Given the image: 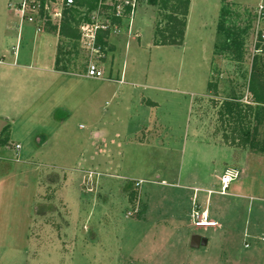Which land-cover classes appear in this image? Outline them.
Wrapping results in <instances>:
<instances>
[{
    "label": "rangeland",
    "instance_id": "1",
    "mask_svg": "<svg viewBox=\"0 0 264 264\" xmlns=\"http://www.w3.org/2000/svg\"><path fill=\"white\" fill-rule=\"evenodd\" d=\"M159 1L138 0L136 16L120 23L119 33L101 30L107 44L99 52L48 26L40 33L49 59L41 62L44 72L19 66V56L22 62L29 55L32 24H25L18 52L11 43L2 45L13 61L0 56V64H6L0 65V109L15 119V140L10 141L11 124L6 125L0 131V203L5 204L0 251L8 250L0 254L1 264H127L130 248L140 251L142 243H152L153 230L141 224L150 195L163 217L178 215L176 192L161 184L157 173L178 174L182 159L173 154L187 148L192 135L203 143L218 140L240 151L264 152V118L246 107H257L249 84L253 60L264 52L256 27L262 0H190L179 45H156V30L173 26L170 16L178 4L170 0L163 8ZM98 6L90 12L75 0L64 24L73 27L74 19L81 25L95 17L98 24L111 22L113 10ZM2 8L7 0H0ZM91 59L104 69L103 78L86 76ZM227 102L241 115L228 113ZM139 112L143 122L156 123L143 130L154 135L148 139L145 133L127 145L116 136L133 126L129 117ZM42 135L49 139L46 147L37 146ZM166 143L167 151L158 150ZM20 153L25 160L19 161ZM182 209L191 211L188 234L209 235L210 229L193 225L191 205L184 202ZM177 242H160L169 255L157 260L189 264V253ZM208 246L199 250L208 252L212 240ZM190 248L197 250L191 241ZM144 251L155 258V248Z\"/></svg>",
    "mask_w": 264,
    "mask_h": 264
},
{
    "label": "crops",
    "instance_id": "2",
    "mask_svg": "<svg viewBox=\"0 0 264 264\" xmlns=\"http://www.w3.org/2000/svg\"><path fill=\"white\" fill-rule=\"evenodd\" d=\"M261 3L264 4V0ZM18 25V17L14 11L9 10L8 7L6 10H3V8L0 9V56L2 54L6 55V60L9 62L13 61V55L9 49H4L2 45L5 42L11 43L12 47L17 44L19 33ZM262 25H260L261 29ZM24 26L21 31L20 45L24 38ZM7 27L12 32H9L6 29ZM31 34L33 35L30 44L31 52L27 51L29 55L26 54L22 62L21 55L19 56V66L24 67L26 72L31 70L35 71L36 69L39 72H44V70L48 69L44 68L42 63H47V60H49L42 51L46 42L43 39L44 37L42 38L40 35L35 34L34 29ZM30 53L34 55L31 56ZM38 64L42 67L39 66V68H36ZM48 64L51 68L55 67V60L49 61ZM9 67L15 68L12 65H9ZM10 74L7 75L10 76ZM0 102H3V100H0ZM136 117L138 119L133 121ZM143 119L144 117L140 115V112L131 115L128 125L133 126L125 134L122 136L117 135L116 138H121L127 145L130 143L135 144L136 138L143 137V134L146 133L143 131L146 126L149 128L156 126L154 120L151 123H146L143 122ZM8 124H11L10 141H12L15 140V119L10 117L6 111L0 109V131ZM153 135V133H146L148 139ZM37 136L40 137V135ZM99 136H102V133H99ZM39 137L37 146L41 145L39 143L42 142L46 147L49 144V139L43 135L41 139ZM165 137V139L169 140L167 134H165ZM191 137L187 148L179 147L173 154L176 158L182 159V169L178 174L170 176L169 174L171 172H163L162 174L160 172L162 170L157 173V177L162 178L161 184H170L173 186L172 188L176 192L175 202L179 203L180 207L177 213L178 215L163 217L161 210L158 212L154 210L156 207L159 208L160 205L155 204L150 195L149 208L141 224H144L149 230H153V233L149 235L152 243L150 245L142 243L140 251L139 248L132 249L129 247L127 264H164L163 261H159L157 258H165L169 255L167 250L168 246L165 244L169 241H178L177 245L189 253V256H186V259L188 258L190 261L189 264H264V241L261 239L264 236V152H252L244 149L240 151L227 142L218 140L212 142L211 140H207L203 143L197 141V137L193 135ZM164 145L158 146V150L167 151L171 146L168 143ZM195 147H197V150ZM33 153H38L37 147L35 151H31L32 155ZM21 157L22 153H20L19 161L25 160ZM29 158L30 156L28 155L27 159ZM229 164H234L235 166L231 165V167L239 170L240 178L230 185L227 194L213 192L209 195L208 190L216 191L220 188L218 186H220L221 176ZM215 179L217 180L215 181ZM145 180L151 181L150 183L155 182L151 178ZM157 182L160 184V181ZM200 195L205 200H201ZM217 195H219V198L215 199ZM194 199L203 207H207L210 219L217 223L216 226L203 228L206 231L210 229L209 235H207L209 238L199 234L207 239V244L202 246H208L212 240V247L208 252H201L199 249L202 246L197 248V250H191L190 248V241L196 233L190 230L191 234H188L185 223L189 217L191 219V211L186 213L181 212L185 210L182 209L184 202L187 205H191L192 209ZM163 200L168 201L166 197ZM3 205L5 204L0 203V208ZM12 205H15V203H12ZM20 206L24 205L20 204ZM186 214L189 215L187 216ZM1 215L2 211L0 209V219H2ZM3 234L4 231L0 228V236ZM160 242L165 243L161 244ZM150 248H155V258L150 256V254L146 256L144 249L150 250ZM7 250L4 248L0 251V254L2 252L7 253ZM151 252L154 251L151 250ZM9 255H13V252Z\"/></svg>",
    "mask_w": 264,
    "mask_h": 264
},
{
    "label": "built area",
    "instance_id": "3",
    "mask_svg": "<svg viewBox=\"0 0 264 264\" xmlns=\"http://www.w3.org/2000/svg\"><path fill=\"white\" fill-rule=\"evenodd\" d=\"M137 2L138 0H99L97 4V6L99 5V9L109 8L113 10L112 21L107 22V24H98V20H96L95 17L92 21H87L79 25L80 37L78 41L81 43L82 47L99 52L103 47V45L98 42L100 36L98 35L99 32L108 31V33L113 34V32L117 31L116 33H119L121 26L120 23H124L125 21L131 22L136 16ZM74 4L75 0H8L7 7L14 11L19 22L18 41L14 46L15 51L18 52L22 27L26 23H30L35 27L36 35L45 33L50 25L55 26L60 30L63 21L70 12L68 9L72 8ZM257 17V34L264 39V30L260 27L262 20H264L263 4L258 8ZM86 73L87 76L91 78H103L105 75L104 69L93 59L89 61ZM19 147L20 145H17V148ZM239 178L240 172L238 169L234 167H226L221 176L220 188L216 191L208 190V194L210 195L213 192L227 194L230 185ZM192 207V221L196 228L216 226L217 223L210 219L207 207H203L195 199ZM261 239L264 241V236Z\"/></svg>",
    "mask_w": 264,
    "mask_h": 264
},
{
    "label": "trees",
    "instance_id": "4",
    "mask_svg": "<svg viewBox=\"0 0 264 264\" xmlns=\"http://www.w3.org/2000/svg\"><path fill=\"white\" fill-rule=\"evenodd\" d=\"M99 0H79L80 5L87 6L88 10L92 12L96 9L97 4ZM159 0H148V2L151 5H157ZM170 0H162V7L165 8ZM160 2V1H159ZM189 6H190V0H178V4L173 9V14L170 16V20L174 22L173 26L169 29H160L158 28L156 30V35L160 38V40L156 41V45H179L181 41H183L185 36V31L187 27V15L189 12ZM72 13L75 10H71ZM177 15H180L183 20L178 18ZM74 21L73 27L70 25H66L65 20L60 28L61 33L69 37L73 40H78L80 37V34L78 33V26L80 25L79 20H72ZM168 30H171L169 36H166V33ZM98 42L101 45L107 44V42L103 41V37L100 35L98 38ZM264 51V48H263ZM57 64V62H56ZM252 72L250 75V84H249V90L250 93L253 95V102L257 105V107H254L252 104H247L248 110H258L259 115H261L262 118H264V52L262 56H255L253 60V66H252ZM58 68V67H57ZM56 68V69H57ZM59 69V68H58ZM57 69V70H58ZM60 70V69H59ZM211 89V88H210ZM235 104L232 103H226L227 112L231 113L235 116L241 115V111H238V107L235 108ZM234 106V107H233ZM246 111V110H245ZM261 118V119H262ZM261 119H259V123H261ZM263 120V119H262ZM264 151V150H262Z\"/></svg>",
    "mask_w": 264,
    "mask_h": 264
},
{
    "label": "water",
    "instance_id": "5",
    "mask_svg": "<svg viewBox=\"0 0 264 264\" xmlns=\"http://www.w3.org/2000/svg\"><path fill=\"white\" fill-rule=\"evenodd\" d=\"M207 244V239L204 238L203 236L199 235V234H195L193 237H192V240H191V246L193 248H199L200 246L202 245H206Z\"/></svg>",
    "mask_w": 264,
    "mask_h": 264
}]
</instances>
